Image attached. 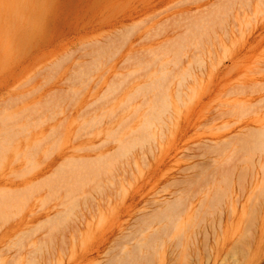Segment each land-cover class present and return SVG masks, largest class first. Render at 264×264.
I'll return each instance as SVG.
<instances>
[{
  "label": "rangeland",
  "instance_id": "rangeland-1",
  "mask_svg": "<svg viewBox=\"0 0 264 264\" xmlns=\"http://www.w3.org/2000/svg\"><path fill=\"white\" fill-rule=\"evenodd\" d=\"M264 0H0V264H264Z\"/></svg>",
  "mask_w": 264,
  "mask_h": 264
},
{
  "label": "bare ground",
  "instance_id": "bare-ground-1",
  "mask_svg": "<svg viewBox=\"0 0 264 264\" xmlns=\"http://www.w3.org/2000/svg\"><path fill=\"white\" fill-rule=\"evenodd\" d=\"M262 222L264 223V220H262ZM264 225V224H263Z\"/></svg>",
  "mask_w": 264,
  "mask_h": 264
}]
</instances>
